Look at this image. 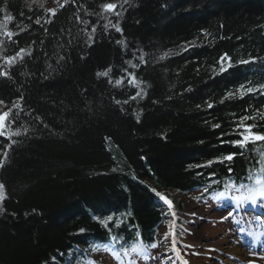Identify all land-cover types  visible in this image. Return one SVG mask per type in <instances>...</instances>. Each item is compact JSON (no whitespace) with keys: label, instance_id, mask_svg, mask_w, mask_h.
Listing matches in <instances>:
<instances>
[{"label":"trees","instance_id":"obj_1","mask_svg":"<svg viewBox=\"0 0 264 264\" xmlns=\"http://www.w3.org/2000/svg\"><path fill=\"white\" fill-rule=\"evenodd\" d=\"M53 3L0 0V23L11 15L16 33L0 29V111L12 109L11 138L0 135V264H65L71 249L77 264V243L148 238L161 196L181 205L191 190L253 182L264 141H233L242 117L264 133V0ZM241 85L257 91L241 96Z\"/></svg>","mask_w":264,"mask_h":264},{"label":"snow or ice","instance_id":"obj_2","mask_svg":"<svg viewBox=\"0 0 264 264\" xmlns=\"http://www.w3.org/2000/svg\"><path fill=\"white\" fill-rule=\"evenodd\" d=\"M125 2H127V0H125ZM43 5L41 4V7ZM61 7H63V5H60ZM102 8L104 11H110V12H114L116 15H119L118 12H116V9L118 8V5L116 3H105L102 5ZM48 11H50L53 15H55V9H49ZM13 19V17L11 15H6L4 16V23H0V29H4L3 31V35L7 36V38L9 40L12 39V37L14 35H16V33H13L12 31L7 30V22L11 21ZM36 23L39 24L40 20L37 19ZM115 27V25H114ZM23 30V29H22ZM117 30L119 31V28H117ZM93 31H95V29H93ZM3 41H0V44H2ZM25 52V49H20L19 52L16 53L15 56H6L4 57V62L5 65L10 67L11 65H13L17 58L22 59V53ZM142 59V58H141ZM227 61L228 65L231 66V58L227 56V54H224V56H222L220 58V64H221V71H225L226 68L223 66L224 62ZM249 60H241L239 61V63H249ZM107 71L105 72H100L98 73V75L100 76H105L107 75ZM9 73L7 71H4L2 68H0V76H8ZM130 83H134L135 82V77L133 76L132 79L129 81ZM117 84L122 83V80H117L116 81ZM260 89H264V84L259 85ZM257 91L256 88L253 87H247V89L245 90V86L241 85L240 89H239V94L241 96L245 95L246 93H252ZM137 95H140V93H137ZM229 95H232V93H229ZM134 98V97H133ZM119 103V102H118ZM4 104V101L0 100V105ZM19 101L14 102L12 105V108H19ZM209 107H212V105L210 104ZM12 114V109H8V111H0V135L3 136H7L9 139L10 134L6 131V129L8 128V124H9V118ZM250 119H255V117H242L240 124L238 125V128L241 129V131L239 132L240 135V139L233 141L234 144H238L241 147H246L247 144L249 143H256L257 141H264V133H257L254 132L253 129L256 127V125L254 124H245L244 121L245 120H250ZM261 119H264V116H261ZM12 122H15L14 120ZM214 127H219V125H214ZM25 131H27V129H25ZM14 135H20V132L17 130ZM13 143H15V141H13ZM10 147V145L8 146ZM235 155V153L230 154L226 157H223L222 159L224 160H232L233 156ZM3 157L6 158L7 157V150H5L3 152ZM3 162L4 160L2 158H0V166H3ZM209 164L212 163V161L208 162ZM259 165V168L257 170V173L255 174V176L250 175L249 179L253 180V185L252 186H246L244 184H241L239 186V189H242L243 192L241 195L239 196H233L231 199L233 201L236 202L237 207H240L244 204H251V205H257L260 202H264V152L260 153V159L256 162ZM229 171H231V169H229ZM232 185H226V188L231 187ZM4 185L3 183H0V200L4 199ZM155 191V190H153ZM205 192L208 191L207 188L204 189ZM227 195V192H221L218 194V196L216 197L217 200H219V198L221 197H225ZM162 199L165 200V202L169 205V208L172 207V202L170 200H167L166 197H161ZM198 199V198H197ZM173 216H175V213H172ZM233 215L232 211L228 212V217H231ZM228 217H222L221 219H227ZM113 217L111 215L107 216L104 220H101L100 222L102 224H107L108 221H112ZM257 219H259L257 217ZM170 228L174 229V224L170 226ZM81 231H83V229H81ZM242 231V229H241ZM174 235V230L172 232H166L164 233V236L167 238V236L169 235ZM139 235V234H137ZM113 239L115 240L116 238L113 237ZM152 247H155V245H152ZM132 252H142L143 249L139 246V245H134L131 249ZM124 253L125 255L129 254L128 249H124ZM112 255L116 258V259H120V253L114 251L112 253ZM177 255H179V252H177ZM184 264H188L187 261H184Z\"/></svg>","mask_w":264,"mask_h":264},{"label":"rangeland","instance_id":"obj_3","mask_svg":"<svg viewBox=\"0 0 264 264\" xmlns=\"http://www.w3.org/2000/svg\"><path fill=\"white\" fill-rule=\"evenodd\" d=\"M54 0H30V2L32 4H42V5H45L50 2H53ZM52 5H50L49 7H51ZM2 111H8L7 108L5 107L4 110ZM209 210H211V208H209ZM192 212V214H191ZM222 213H224L223 211H220ZM220 213V214H222ZM176 218L177 219H188L190 222L195 219L197 220V222L193 225L192 222L191 223H188L189 226H192V228H190V232L193 233L191 239H192V242H197L198 241V235L195 231V233L192 231L193 230V226H194V230L195 228L198 226L199 229L201 228H204L205 227V233L201 230V234H202V239L200 240L201 242L199 244H203L204 242H210L215 244L217 243V241H220V244L222 243V245L224 246H229L228 248H226L227 250H225L226 252H231V246H230V243L233 242L231 241V237L230 235L226 236V238L224 237V233L222 232V229H225V225H224V222L223 220L217 216V215H213L212 217V220H210L209 222H206V220H203V217H208L206 216L205 214V210L201 207H198L195 202L193 201H190L189 202V207L181 212V213H176L175 214ZM200 221H198V219H201ZM167 231V228L166 227H163L162 228V234H164L165 232ZM226 232V231H224ZM171 235H169L168 237H170ZM207 236H212L210 237L211 239H207ZM176 250H178V248H176ZM183 250H186L185 248H183ZM215 250H211L209 254H204V255H199L197 256L196 255V259L197 260L196 262H198L197 264H199L200 262L202 261H205L203 262L204 264H218L217 262L221 263V264H224L223 262H221L220 260H216L213 256H211V253H214ZM227 254L225 253H222V256H225ZM229 256V255H227ZM226 257V256H225ZM198 258H201L200 260H198ZM229 264H235V262H230Z\"/></svg>","mask_w":264,"mask_h":264},{"label":"bare ground","instance_id":"obj_4","mask_svg":"<svg viewBox=\"0 0 264 264\" xmlns=\"http://www.w3.org/2000/svg\"><path fill=\"white\" fill-rule=\"evenodd\" d=\"M54 3L53 2H50L48 5H53ZM232 96H233V94H232ZM194 229V228H193ZM202 230V229H201ZM201 230L197 227V228H195V231H196V233H197V235L199 236L198 237V241L197 242H193L194 244H199L201 241V239H202V234H201ZM87 243H89V242H87ZM220 242H218L217 241V243H215V244H210L209 242H205V243H203L204 244V247H207V246H211V245H217L218 247H220V248H224V246L222 245V243L221 244H219ZM202 244V245H203ZM231 246V251L232 252H234V253H236V254H238V253H240L241 252V250H243V248L241 247V246H239L238 244H235V245H230ZM229 246L227 245V248H228ZM226 262V261H225Z\"/></svg>","mask_w":264,"mask_h":264}]
</instances>
